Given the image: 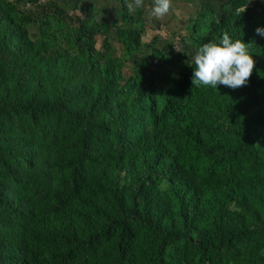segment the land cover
Listing matches in <instances>:
<instances>
[{
  "label": "trees",
  "instance_id": "obj_1",
  "mask_svg": "<svg viewBox=\"0 0 264 264\" xmlns=\"http://www.w3.org/2000/svg\"><path fill=\"white\" fill-rule=\"evenodd\" d=\"M187 1L0 0V264H264V0ZM225 32L248 82L192 85Z\"/></svg>",
  "mask_w": 264,
  "mask_h": 264
},
{
  "label": "clouds",
  "instance_id": "obj_2",
  "mask_svg": "<svg viewBox=\"0 0 264 264\" xmlns=\"http://www.w3.org/2000/svg\"><path fill=\"white\" fill-rule=\"evenodd\" d=\"M45 1L43 0V2ZM77 3H79V0L73 1L74 5ZM143 6L144 0H130V2H126L129 12ZM171 8L172 0H152L150 15L156 19H162L169 13ZM240 12L241 9L237 8L236 14L238 15ZM114 20L113 16L107 19V24L111 27L112 37H115V32L118 29V27L111 26ZM144 31L143 41L145 42L148 31H150L149 24H146ZM256 35L264 36V28H257ZM106 37L105 33H101L97 36V41L102 42ZM111 41L115 47L114 55L121 56L124 47L119 42V39L112 38ZM248 45L241 40L233 42L228 33L225 32L219 44L209 42L201 46L193 57L195 68L193 69L192 85H196L197 87L201 85L211 86L212 88L224 85L231 89L245 86L255 67V61L248 52Z\"/></svg>",
  "mask_w": 264,
  "mask_h": 264
},
{
  "label": "rangeland",
  "instance_id": "obj_3",
  "mask_svg": "<svg viewBox=\"0 0 264 264\" xmlns=\"http://www.w3.org/2000/svg\"><path fill=\"white\" fill-rule=\"evenodd\" d=\"M196 1L197 0H195V3ZM141 9L148 10L150 9V5H144L143 7H141ZM197 10L198 9L196 7V4L191 3V1H187V0L172 1V8L170 10L172 14L168 13L162 19L155 18L157 21L155 20L149 21L148 24L150 27V31H148V36L146 37V39H149L150 41L154 37H160L166 39L167 41H172L173 39H176L173 37V33H177L179 30L181 32L182 22H187L192 15H195V12ZM76 15L80 16L79 13H77ZM101 21L107 23L104 18H101ZM160 28H162V30H160ZM31 32H35V31L32 30ZM183 33H185V31ZM173 42L176 45H178L177 41H173Z\"/></svg>",
  "mask_w": 264,
  "mask_h": 264
},
{
  "label": "crops",
  "instance_id": "obj_4",
  "mask_svg": "<svg viewBox=\"0 0 264 264\" xmlns=\"http://www.w3.org/2000/svg\"><path fill=\"white\" fill-rule=\"evenodd\" d=\"M74 1V0H73Z\"/></svg>",
  "mask_w": 264,
  "mask_h": 264
}]
</instances>
